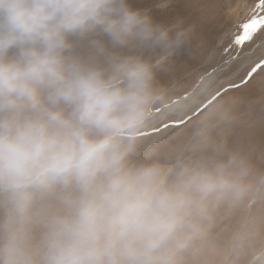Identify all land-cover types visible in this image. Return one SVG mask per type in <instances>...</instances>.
<instances>
[{"label":"clouds","instance_id":"1","mask_svg":"<svg viewBox=\"0 0 264 264\" xmlns=\"http://www.w3.org/2000/svg\"><path fill=\"white\" fill-rule=\"evenodd\" d=\"M89 35L114 47L170 40L129 0H0V195L23 211L36 191L64 193L41 264H158L188 189L226 181L182 172L166 186L157 168L127 166L154 99L151 69L130 57L85 63L73 38ZM0 264L33 261L10 234Z\"/></svg>","mask_w":264,"mask_h":264},{"label":"rangeland","instance_id":"2","mask_svg":"<svg viewBox=\"0 0 264 264\" xmlns=\"http://www.w3.org/2000/svg\"><path fill=\"white\" fill-rule=\"evenodd\" d=\"M129 3L166 29L169 42L114 47L103 35L73 38L87 64L108 69L111 58L130 57L151 69L154 99L127 166L157 168L166 186L182 172L226 181L188 189L182 222L158 264H264V26L236 43L245 23L264 19L260 0ZM63 195L36 191L23 211L0 195V245L14 234L41 264L48 224L66 211Z\"/></svg>","mask_w":264,"mask_h":264},{"label":"snow or ice","instance_id":"3","mask_svg":"<svg viewBox=\"0 0 264 264\" xmlns=\"http://www.w3.org/2000/svg\"><path fill=\"white\" fill-rule=\"evenodd\" d=\"M260 7L264 8V0H260ZM261 26H264V19H252L251 22L245 23L242 26V35L236 37V43L239 45L253 39L254 33H256Z\"/></svg>","mask_w":264,"mask_h":264},{"label":"bare ground","instance_id":"4","mask_svg":"<svg viewBox=\"0 0 264 264\" xmlns=\"http://www.w3.org/2000/svg\"><path fill=\"white\" fill-rule=\"evenodd\" d=\"M260 60V59H259ZM176 70V69H175Z\"/></svg>","mask_w":264,"mask_h":264}]
</instances>
